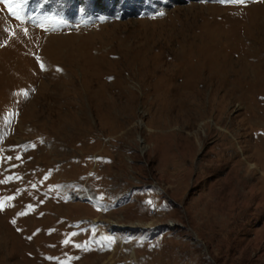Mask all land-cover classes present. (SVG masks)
<instances>
[{
  "label": "rangeland",
  "instance_id": "374dc122",
  "mask_svg": "<svg viewBox=\"0 0 264 264\" xmlns=\"http://www.w3.org/2000/svg\"><path fill=\"white\" fill-rule=\"evenodd\" d=\"M0 205V264H264V0H0Z\"/></svg>",
  "mask_w": 264,
  "mask_h": 264
},
{
  "label": "snow or ice",
  "instance_id": "6c2138e0",
  "mask_svg": "<svg viewBox=\"0 0 264 264\" xmlns=\"http://www.w3.org/2000/svg\"><path fill=\"white\" fill-rule=\"evenodd\" d=\"M232 3H243V0H231ZM157 15H163V13H157ZM118 18V17H117ZM99 19L104 20L106 19L105 17H100ZM41 68H43V65H41ZM31 207V206H29ZM0 208H2V205H0Z\"/></svg>",
  "mask_w": 264,
  "mask_h": 264
},
{
  "label": "bare ground",
  "instance_id": "6f19581e",
  "mask_svg": "<svg viewBox=\"0 0 264 264\" xmlns=\"http://www.w3.org/2000/svg\"><path fill=\"white\" fill-rule=\"evenodd\" d=\"M259 135V134H258ZM253 136V135H252ZM260 137V136H259ZM242 156V155H241ZM249 161V160H248ZM255 166V165H254ZM258 167V166H257ZM247 169V168H246ZM239 172V171H238ZM215 215V214H214ZM4 231V230H3ZM9 234H11V233H9ZM7 240H8V238H7ZM19 240H21V239H19ZM26 240V239H25ZM0 241H2V240H0ZM9 242V241H8ZM20 245V244H19ZM21 258V257H20ZM21 259H23V258H21Z\"/></svg>",
  "mask_w": 264,
  "mask_h": 264
}]
</instances>
